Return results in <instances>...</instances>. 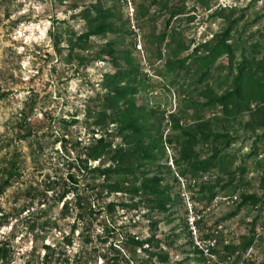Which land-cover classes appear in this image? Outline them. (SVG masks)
Wrapping results in <instances>:
<instances>
[{"label":"rangeland","instance_id":"rangeland-1","mask_svg":"<svg viewBox=\"0 0 264 264\" xmlns=\"http://www.w3.org/2000/svg\"><path fill=\"white\" fill-rule=\"evenodd\" d=\"M176 2L185 6L178 15L154 0H0V142L10 143L1 150L0 159L9 150L17 151L23 170L20 179L0 195V244L5 241L11 248L6 264H162L156 259L148 261L143 248L134 249L131 241L134 236L143 238L155 230L153 219H158L157 236L170 252V261L165 264H264V199L258 205L248 202L236 215L228 216L243 192H263L264 135L259 134L264 132V123L257 112L258 104L254 101L251 109L236 118L225 117L220 106L182 111L189 99L206 100L201 93L204 83L197 81L199 74L194 70L183 71L178 79L175 73L165 72L166 59L175 44L173 40L169 44L172 37L190 45L182 56L198 42L225 30L230 20L239 16L233 30L235 43L264 39V0H211V8L195 0ZM226 5L237 9L234 13L227 9L226 16L213 13ZM87 6L92 14L97 8H111V20L118 31L92 34L90 45L82 48L74 39L88 29L82 13ZM164 30L168 35L161 42L159 34ZM111 42L113 46L108 44ZM109 48L130 50L134 60L140 62L149 84L139 96L145 103L166 110L164 139L181 133V128L172 125L171 111L180 114L183 127L188 126L185 130L200 124L206 130H224L233 136L229 144L217 143L234 158L230 170L216 167L198 175L180 170L177 143L165 141L166 152L158 162L166 167L153 162L147 168L150 175L163 170L162 184L172 186L176 201L167 212L148 211L140 196L131 198L124 191L98 194V187H92L90 179L103 182V177L87 174L79 178L82 201L102 209L80 216L73 191L64 197L70 200L68 211L63 212V201L57 200L68 163L81 147L76 145L101 133L115 143L122 141L115 134V124L90 123L101 108L104 73L116 68L104 53ZM223 59L227 62L226 56ZM212 71L215 74L211 76L217 77L209 80L222 91L225 86L219 80L227 69L214 67ZM25 114L34 133L21 139L17 122ZM197 150L200 157L207 156L213 144L202 142ZM1 176L0 169V180ZM49 179H59V183L57 191L50 189L45 195L42 190ZM204 182L218 189L214 195L218 199L210 204L201 197ZM235 195L238 198L232 200ZM110 201L115 202L114 207ZM136 201L137 205H123ZM25 203L29 208H23ZM252 226L255 241L245 249L241 242L253 232ZM216 228L220 230L214 253L198 259L201 253L195 251L196 235L204 237ZM68 233L72 243L64 244L63 236ZM57 242L60 249L50 253L45 262V244Z\"/></svg>","mask_w":264,"mask_h":264},{"label":"trees","instance_id":"trees-1","mask_svg":"<svg viewBox=\"0 0 264 264\" xmlns=\"http://www.w3.org/2000/svg\"><path fill=\"white\" fill-rule=\"evenodd\" d=\"M161 3L165 8H170L173 15H178L185 11V6L176 0H154ZM199 5L206 8L212 7L211 0H195ZM98 6H96L97 8ZM88 6L82 12L87 17L88 29L75 38L74 42L82 48L90 45L92 34H104L108 31H118V28L113 26V13L111 8H97L92 14ZM141 8V12H145ZM228 13L236 11L235 6H222L216 8L213 13L220 16H226ZM239 16L230 20L229 25L223 31L217 32L212 37L198 42L192 48L191 52L185 55L181 54L190 48V45L185 43L183 39L172 37L175 41L172 49V54L166 59L165 72L169 74L175 73V79L180 78L183 71L186 73L194 70L198 76V82L204 83L201 90L202 95L206 98L204 101L189 99L185 102L182 111H187L189 107L198 108L199 106L221 107L225 117L236 118L239 114L252 108V103L255 101L258 104L257 112L262 117L264 123V39L257 38L254 41L247 42L239 41L235 43L232 39L234 36V25L237 23ZM112 22V23H111ZM168 31L160 32V41L163 42ZM113 46V43H108ZM74 50L72 43L71 53ZM240 50V52H239ZM109 56L108 59L114 63V70H108L104 73L103 86L104 92L99 94L102 100L101 108L98 110L94 119L90 122L91 125L109 126L116 125V133L122 137V141L115 143L112 137L101 133L82 145H76L80 148L77 155L69 161V169L62 188L57 191L59 179H49L47 186L42 190V193L47 195L50 189L56 192L57 200L63 201V212L70 208V200L66 195L73 191L76 201V207L80 216H85L86 213L93 215L94 211L102 209L99 206H94L91 202L88 206L82 201L83 196L78 191L79 178L82 175L102 176L103 182H96L90 179L92 187L97 186L98 194L105 191L118 192L124 191L130 193V197L140 196L141 201H144L148 207V211L167 212L171 205L176 201V196L172 192V186L162 184L164 176L163 170L150 175L149 163L158 162L166 152L165 141H175L179 147L180 157L177 160L180 170L183 173L190 172L193 175L206 173L213 168L219 167L222 170H230V164L234 161L230 154L223 152V148L217 144L225 141L227 144L233 141L230 133L224 130H206L200 124L189 125L191 130H185L181 123V116L178 112L171 111L169 116L172 125L175 128H181V133L175 136H166L164 139L163 127L166 119V110L157 106L145 103L140 98L139 94L146 89L149 82L147 76L141 72L140 62L134 60L130 50L119 48H109L105 50ZM78 55V53H77ZM161 55V54H160ZM227 57V62L224 57ZM82 57V56H80ZM227 69L225 76H221L219 84L224 87L222 91H217L215 85L209 78L217 76L212 69ZM175 82L176 80H171ZM194 117H200L194 114ZM17 136L21 139H26L31 136L34 131V126L28 117L23 115L17 122ZM93 128V132H96ZM264 135V132L262 134ZM202 142H212V152L204 157H200L197 150V145ZM10 143L7 141L0 142V152L4 148H8ZM109 160L105 161L104 160ZM93 160H98L94 163ZM166 167L164 164H159L158 167ZM75 168L72 170V168ZM1 180H0V195L11 187L15 181L22 176V165L19 160L17 151L9 150V153L3 155L0 159ZM245 170V166H241ZM116 176H119L115 178ZM95 179V178H94ZM234 178L231 180L233 181ZM201 197L205 198L207 203L213 201L214 195L217 193V187L213 184H202ZM238 206L228 215H236L241 207L248 203L254 202L258 205L264 199L263 192H243ZM30 203V202H28ZM25 203L24 207L29 208V204ZM136 202H123V205H137ZM111 207H114L115 202L110 201ZM98 207V208H95ZM94 218V216H92ZM92 218V219H93ZM255 221L253 224H255ZM151 224L155 225L148 236L143 238H131L134 249L141 247L147 253L148 261L156 259L162 264L170 261V252L164 247L163 240L157 236L158 219H153ZM76 224H73V231ZM253 232L245 235L241 245L245 249L251 246L255 241L254 226ZM212 233V232H211ZM207 232L204 237L211 234ZM15 234V230L13 231ZM87 240L91 238L87 236ZM64 244L72 243L70 233L63 236ZM59 242L55 244L47 243V248L43 255V260L49 261L50 253L58 250ZM229 247V246H228ZM10 247L4 241L0 244V259L6 264V259L10 254ZM60 249V248H59ZM196 252L201 253L198 259H205L202 249L197 246ZM226 253H229L227 250ZM240 256V255H239ZM30 259L27 260L29 263ZM237 263V262H236Z\"/></svg>","mask_w":264,"mask_h":264},{"label":"built area","instance_id":"built-area-1","mask_svg":"<svg viewBox=\"0 0 264 264\" xmlns=\"http://www.w3.org/2000/svg\"><path fill=\"white\" fill-rule=\"evenodd\" d=\"M237 198L238 196L235 195V198H232V200H235ZM216 199H218V195L213 198V201ZM198 215L201 216L200 214ZM194 221V219H191L193 225ZM219 230V228L214 229L212 233L206 237H198V235H196V245H198L202 249V252L205 255H212L214 253V248H216L219 242Z\"/></svg>","mask_w":264,"mask_h":264}]
</instances>
